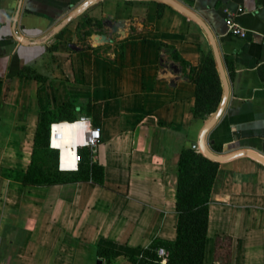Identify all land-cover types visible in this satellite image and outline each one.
Instances as JSON below:
<instances>
[{"label":"crops","instance_id":"1","mask_svg":"<svg viewBox=\"0 0 264 264\" xmlns=\"http://www.w3.org/2000/svg\"><path fill=\"white\" fill-rule=\"evenodd\" d=\"M88 1L0 0V264H97L98 246L140 257L155 241H175L179 155L218 112L207 154L264 156V0H96L44 41ZM84 17L125 21L128 35L93 26L83 43ZM229 18L246 38L229 32ZM163 45L197 73L212 52L223 96L204 124L191 113L195 82ZM72 100L102 105L101 144L93 155L81 147L93 124L79 118L54 123L62 139L50 147L63 171L78 170L77 148L84 163L103 167L104 185H25L39 114ZM204 264H264V164L251 156L220 162Z\"/></svg>","mask_w":264,"mask_h":264},{"label":"trees","instance_id":"2","mask_svg":"<svg viewBox=\"0 0 264 264\" xmlns=\"http://www.w3.org/2000/svg\"><path fill=\"white\" fill-rule=\"evenodd\" d=\"M164 6H159L158 16L163 14ZM103 29V22L84 17L79 23V34L83 41L93 34L92 27ZM89 29L86 31V29ZM85 48L94 49L84 44ZM169 53L168 61L179 64L184 77L196 84L195 105L191 110L193 120L204 124L216 113L222 101L223 87L212 52L206 53L205 61L197 73V68L186 62L175 48L163 45ZM95 52L98 50L95 48ZM230 73L232 65L226 59ZM168 63V62H167ZM24 73V72H23ZM80 118L90 119L94 127L102 123V105L92 101L81 103L68 101L57 109L39 114L34 138L31 163L27 169L24 184L30 186H53L92 181L104 185V169L95 163H80L78 170L62 171L59 168V151L50 147V129L54 123L76 122ZM194 143L196 140L189 139ZM216 152L221 147L213 146ZM82 155V154H81ZM83 157V155H82ZM220 162L213 161L193 148H183L176 165V212L178 215L177 237L173 242H153L140 257L126 255L112 248L98 246L97 255L105 262L126 256L133 264H160L157 256L159 248L168 253L166 264H204L209 226L212 192L219 172Z\"/></svg>","mask_w":264,"mask_h":264},{"label":"water","instance_id":"3","mask_svg":"<svg viewBox=\"0 0 264 264\" xmlns=\"http://www.w3.org/2000/svg\"><path fill=\"white\" fill-rule=\"evenodd\" d=\"M95 1L96 0H89L86 4H84L78 10H76L75 12H73L59 26H57L51 32V34L46 38V40H44V41H47L50 38L54 37L58 32H60L63 28H65L73 19H75L83 10H85L88 6H90ZM125 24H126L125 21L113 22L111 19L106 20L104 22V25L107 26L109 29H111V31L114 34H119L121 36H127L128 35L127 32L124 30ZM17 39L20 40L23 44H26V45H36V44H41L43 42V41H40V40L39 41H29V40H25V39H22L20 36H17ZM92 39H95V40L100 41V42H106V43L109 42V40H108V38H107L106 35H96V36H93ZM71 48L74 49V50H76V51H79L80 50V48L77 47L76 45H71ZM170 70H171L172 74H174V75L180 76L182 74V70L178 66H176L174 64H172L170 66ZM225 99H226V97H225ZM218 114H219V112H218ZM217 115L214 118H212V120H210V122L205 126V128L203 129V131L201 133L199 142H194V143L188 142V144H187L186 147L187 148H193V149H196V150H200L201 153L204 156H206L209 159H211L213 161H216V162H228V161L234 160L236 158L242 157V156H244L246 154L247 156H251L254 159H256L259 162H261V163L264 164V156L261 155V154H258L256 152H253V151H249V152H246V153L243 152V151H241V152H237V153L231 154L229 156H218L216 154H215L216 156H211V155L207 154L205 148L208 149V147L205 144V134L207 133V131L215 123L216 118H217ZM97 264H103V261L102 260H99L97 262Z\"/></svg>","mask_w":264,"mask_h":264},{"label":"built area","instance_id":"4","mask_svg":"<svg viewBox=\"0 0 264 264\" xmlns=\"http://www.w3.org/2000/svg\"><path fill=\"white\" fill-rule=\"evenodd\" d=\"M227 24H228L229 32L232 35L238 36L241 38L247 37L246 30L236 25L233 19L229 18L227 20ZM263 45H264V42H263ZM53 139L60 141L62 139V134L60 132H54L51 128L50 129V143L52 142ZM101 141H102L101 129L98 127L89 126L85 131L84 142L81 147L88 149L91 152V155H93L94 153L97 152V149L101 144ZM74 151H75V162L79 164L83 161V157L77 148H74ZM157 256L160 258V262H159L160 264H166L169 253L165 248H159L157 250Z\"/></svg>","mask_w":264,"mask_h":264},{"label":"rangeland","instance_id":"5","mask_svg":"<svg viewBox=\"0 0 264 264\" xmlns=\"http://www.w3.org/2000/svg\"><path fill=\"white\" fill-rule=\"evenodd\" d=\"M80 118V117H79Z\"/></svg>","mask_w":264,"mask_h":264}]
</instances>
